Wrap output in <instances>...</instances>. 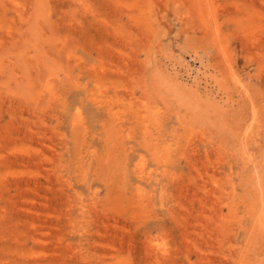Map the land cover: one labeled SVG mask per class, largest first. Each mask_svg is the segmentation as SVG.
<instances>
[{
  "label": "rangeland",
  "instance_id": "374dc122",
  "mask_svg": "<svg viewBox=\"0 0 264 264\" xmlns=\"http://www.w3.org/2000/svg\"><path fill=\"white\" fill-rule=\"evenodd\" d=\"M0 264H264V0H0Z\"/></svg>",
  "mask_w": 264,
  "mask_h": 264
}]
</instances>
